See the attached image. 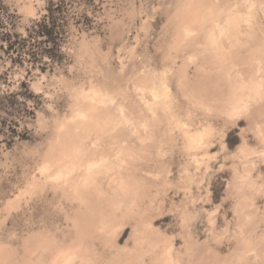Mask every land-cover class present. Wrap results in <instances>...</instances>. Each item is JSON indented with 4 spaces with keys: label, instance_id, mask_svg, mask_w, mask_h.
<instances>
[{
    "label": "rangeland",
    "instance_id": "374dc122",
    "mask_svg": "<svg viewBox=\"0 0 264 264\" xmlns=\"http://www.w3.org/2000/svg\"><path fill=\"white\" fill-rule=\"evenodd\" d=\"M0 264H264V0H0Z\"/></svg>",
    "mask_w": 264,
    "mask_h": 264
},
{
    "label": "trees",
    "instance_id": "16d2710c",
    "mask_svg": "<svg viewBox=\"0 0 264 264\" xmlns=\"http://www.w3.org/2000/svg\"><path fill=\"white\" fill-rule=\"evenodd\" d=\"M43 35H47L49 36L50 35V30L48 28V26H45L44 27V31L41 32ZM15 45V41H12L11 38L6 40V47H7V50H12L13 47Z\"/></svg>",
    "mask_w": 264,
    "mask_h": 264
},
{
    "label": "bare ground",
    "instance_id": "6f19581e",
    "mask_svg": "<svg viewBox=\"0 0 264 264\" xmlns=\"http://www.w3.org/2000/svg\"><path fill=\"white\" fill-rule=\"evenodd\" d=\"M231 27H232V26H231ZM93 131H94V130H93ZM88 136H89V135H88ZM88 136H87V137H88ZM87 140H88V139H87ZM90 145H91V144H90ZM79 146H80V145H79ZM84 147H85V146H84ZM84 149H85V148H84ZM78 150H79V149H78ZM82 150H83V149H82ZM54 250H55V249H54ZM54 250H53V251H54ZM47 252H48V250H47ZM53 253H54V252H53ZM52 257H53V256H52ZM50 259H51V258H50Z\"/></svg>",
    "mask_w": 264,
    "mask_h": 264
}]
</instances>
